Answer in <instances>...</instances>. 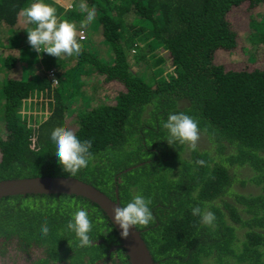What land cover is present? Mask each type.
I'll list each match as a JSON object with an SVG mask.
<instances>
[{
    "label": "trees",
    "instance_id": "1",
    "mask_svg": "<svg viewBox=\"0 0 264 264\" xmlns=\"http://www.w3.org/2000/svg\"><path fill=\"white\" fill-rule=\"evenodd\" d=\"M30 2L0 0V180L69 176L50 142L64 127L92 141L88 167L72 177L114 199L118 189L122 206L137 191L151 199L153 221L136 227L157 264H264V63H250L264 60V0H84L95 20L80 55L59 59L29 45ZM46 2L79 30L81 0ZM220 50L244 52L243 67L216 61ZM36 103L43 119L27 110ZM179 111L199 123L195 149L165 141L162 122ZM197 205L213 226L191 214ZM78 207L93 222L87 247L66 227ZM20 254L130 264L105 211L74 194L0 198V264Z\"/></svg>",
    "mask_w": 264,
    "mask_h": 264
},
{
    "label": "clouds",
    "instance_id": "2",
    "mask_svg": "<svg viewBox=\"0 0 264 264\" xmlns=\"http://www.w3.org/2000/svg\"><path fill=\"white\" fill-rule=\"evenodd\" d=\"M79 11L84 16L79 25L80 31L95 20V7L89 8L81 0L78 4ZM25 22L30 25L27 30V40L31 48L37 53H46L56 58L78 57L81 53V43L84 37L77 38V27L57 14V9L46 0H31L21 9ZM162 127L167 130L165 141L169 146L177 143L188 145L195 149L200 138L199 123L192 116L183 111L170 113ZM50 142L54 148V157L63 172L69 176H75L84 168H87L91 159L90 139L81 140L70 129L64 127L55 128L50 135ZM198 163H203L199 161ZM151 199L137 191L131 195L130 200L123 206L115 207L112 211V221L121 229V236L126 238L130 229L138 225H148L153 221ZM191 214L199 217L204 226H213L216 220L215 214L201 206H193ZM67 230L74 233L81 247L90 246L92 243L90 233L93 222L87 208L78 207L70 216ZM42 236H47L49 227L42 224L39 229Z\"/></svg>",
    "mask_w": 264,
    "mask_h": 264
},
{
    "label": "water",
    "instance_id": "3",
    "mask_svg": "<svg viewBox=\"0 0 264 264\" xmlns=\"http://www.w3.org/2000/svg\"><path fill=\"white\" fill-rule=\"evenodd\" d=\"M118 192L117 189V196L114 199L93 184L72 176L45 175L0 180V198L27 194H74L83 196L98 204L113 224L112 211L115 207L122 206ZM115 227L120 235L121 246L124 248L130 264H157L141 231L137 227L130 229L126 238L121 236L119 226L115 225Z\"/></svg>",
    "mask_w": 264,
    "mask_h": 264
},
{
    "label": "rangeland",
    "instance_id": "4",
    "mask_svg": "<svg viewBox=\"0 0 264 264\" xmlns=\"http://www.w3.org/2000/svg\"><path fill=\"white\" fill-rule=\"evenodd\" d=\"M57 2H62V1H64L66 4V6H70V0H56ZM238 13H242V11H240V12H238ZM238 17H240V15H237ZM77 34L79 35V30L77 29ZM77 35V36H78ZM240 44H245V46H244V48L246 49V46L248 45V43H245L244 41H242ZM105 54H106V51L105 50H102ZM36 52V51H35ZM37 53V52H36ZM38 54V57H40V54L41 53H37ZM216 61H218V62H221V63H223V64H226V65H230V66H232V67H234L235 65H240V63H238L239 61H242V60H246L247 59V55H245V53L244 52H242V51H238L237 52V56L236 57H234V56H232L229 52H224L223 50H220V51H218V53H217V55H216ZM254 62H250L251 64H253V66H255V65H262L263 63H264V60H263V58H260V59H254L253 60ZM0 66H2V64L0 63ZM42 67V66H41ZM239 67H243V64H241ZM4 66H3V68H2V72L4 71ZM35 70V73L37 72L36 71V69H34ZM42 70L43 71H46V68L44 67V68H42ZM29 74H32V75H35L32 71H30V73ZM110 88H112L113 90H115V89H117V88H119V86H120V83L118 82V81H113V82H111L109 85H108ZM99 102V101H98ZM42 103L40 104V103H36L35 104V106H32L33 108H30L29 107V109H27L29 112H33V113H35L36 114V116H38L39 117V119H43V115H42ZM44 106V105H43ZM45 109H48L47 107L45 108ZM43 112H44V110H43ZM48 113H45L44 114V117H46V115H47ZM36 252H39V250H36ZM23 255L22 254H20V255H18L17 257H14L13 259H11V260H8L5 264H30V263H28V262H25L24 260H23V257H22ZM33 256H35V255H33Z\"/></svg>",
    "mask_w": 264,
    "mask_h": 264
},
{
    "label": "built area",
    "instance_id": "5",
    "mask_svg": "<svg viewBox=\"0 0 264 264\" xmlns=\"http://www.w3.org/2000/svg\"><path fill=\"white\" fill-rule=\"evenodd\" d=\"M84 34H85V32H81V31H80V37H81V36H84Z\"/></svg>",
    "mask_w": 264,
    "mask_h": 264
},
{
    "label": "crops",
    "instance_id": "6",
    "mask_svg": "<svg viewBox=\"0 0 264 264\" xmlns=\"http://www.w3.org/2000/svg\"><path fill=\"white\" fill-rule=\"evenodd\" d=\"M62 4H66L64 1L61 2Z\"/></svg>",
    "mask_w": 264,
    "mask_h": 264
},
{
    "label": "flooded vegetation",
    "instance_id": "7",
    "mask_svg": "<svg viewBox=\"0 0 264 264\" xmlns=\"http://www.w3.org/2000/svg\"><path fill=\"white\" fill-rule=\"evenodd\" d=\"M193 199H195V196L193 197Z\"/></svg>",
    "mask_w": 264,
    "mask_h": 264
}]
</instances>
